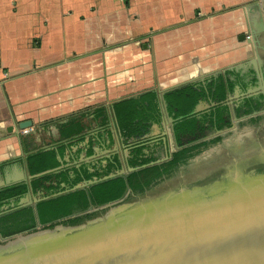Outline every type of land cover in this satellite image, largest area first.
<instances>
[{
    "label": "crops",
    "instance_id": "obj_1",
    "mask_svg": "<svg viewBox=\"0 0 264 264\" xmlns=\"http://www.w3.org/2000/svg\"><path fill=\"white\" fill-rule=\"evenodd\" d=\"M260 21L264 0H0V166L22 156L23 122L39 128L102 104L111 113L118 100L254 57ZM85 125L115 131L112 118Z\"/></svg>",
    "mask_w": 264,
    "mask_h": 264
},
{
    "label": "water",
    "instance_id": "obj_2",
    "mask_svg": "<svg viewBox=\"0 0 264 264\" xmlns=\"http://www.w3.org/2000/svg\"><path fill=\"white\" fill-rule=\"evenodd\" d=\"M250 41L255 56L245 62L157 91L163 116L160 125L152 124L149 130H159L158 135L152 136L148 131L138 141L132 139L128 145L120 146L119 142L123 138L111 105L115 131L111 127L106 133L98 129L87 131L81 144L69 148L64 158L57 156V167L30 175L26 167L27 155L39 149L55 148L56 143L46 145L44 141L50 137L57 142L60 135L53 125L31 128L30 122L21 123L20 129L30 128L21 137L34 135L37 144L43 145L40 148L33 145L28 153H24L20 146L22 156L18 158L19 164L16 163L17 158H11L6 162L8 165L0 168V190L17 184H30L33 178L68 167L78 168L82 163L109 159L114 155H119L123 165L108 175L83 180L71 188L61 184L62 190L51 195H32L28 191L17 204L5 207L0 216L24 207H31L36 214V204L41 201L102 181L125 177L140 168L170 159L171 152L180 148L174 143V120L169 116L164 100L165 94L170 91L189 83L204 84L226 72H234L243 78L244 83L255 80L258 84L242 94L244 97L258 94L264 100V58L259 54V49L264 50L262 21L256 30L251 31ZM228 77L235 80L230 75ZM238 94L239 87L236 86L221 104L233 106V99ZM217 105V102L200 100L188 115H196ZM263 112L264 109L254 111L240 118L233 115L231 127L212 132L206 139L223 137L233 130L234 123ZM44 134L47 137L43 138ZM110 139L112 144L108 146ZM159 142L162 150L159 151L158 159L137 167L126 164L130 146ZM171 142L174 145L172 149ZM89 146L93 153L87 156ZM77 150H81L79 157L71 160L70 154ZM234 157L219 170L211 172L212 180L205 174L105 211L101 217L80 226L67 229L57 227L52 231L35 233L16 244L0 248V264H264V155H255V150H251ZM129 192L128 189L120 199L89 208L87 212L118 204ZM39 227L37 224L36 229ZM23 235L0 236V242H9Z\"/></svg>",
    "mask_w": 264,
    "mask_h": 264
},
{
    "label": "trees",
    "instance_id": "obj_3",
    "mask_svg": "<svg viewBox=\"0 0 264 264\" xmlns=\"http://www.w3.org/2000/svg\"><path fill=\"white\" fill-rule=\"evenodd\" d=\"M228 75L235 80L229 79ZM237 73L226 72L218 78L206 81L204 84L189 83L165 94L167 112L173 118L174 143L179 146L178 150L171 152L170 159L160 164L150 165L129 173L127 176L116 177L102 181L85 189L76 190L60 196H56L36 204V214L31 207H24L0 216V236L9 237L24 233L20 238L9 242H0V248L18 243L29 235L52 231L57 227L73 228L82 225L101 211L87 212L89 208H95L120 199L129 189L131 194H142L152 186L157 185L163 179L170 177L180 166L194 156L200 154L209 145L220 143L222 136L206 139L208 134L232 126L231 109L228 105L221 104L236 86L240 90L247 87ZM255 80L251 81L254 82ZM262 96L243 98L234 110V116L240 118L254 111L261 110ZM217 102L218 105L196 115H188L200 101ZM114 118L119 128L124 144L130 140L141 138L149 131L152 124L160 125L163 112L156 90H146L136 95L118 100L112 104ZM111 113L108 105L87 108L80 112L69 115L66 118L55 120L44 125L46 128L53 125L58 129L60 140L54 142L50 137L44 144H55V148L30 153L26 158V167L30 175H35L59 165L57 156L64 158L66 151L71 147L78 146L85 138L88 126L87 121L97 123L103 127H109ZM179 117H182L179 119ZM263 119L262 115L251 117L238 123L239 127L245 125H258ZM65 120L64 122H60ZM113 120V118H112ZM110 136V134H109ZM31 136L21 137L20 143L24 153H28L31 147L27 139ZM112 140L110 139V146ZM43 144L35 145L40 148ZM170 149V147H168ZM162 150L161 143L135 144L129 147L126 164L137 167L155 161ZM81 150L72 152L70 159L79 157ZM91 146L86 155L92 154ZM104 161V163H103ZM6 164H1L0 168ZM123 163L119 155L109 159H99L92 163H82L78 168L68 167L58 172L33 178L30 184H17L0 190V204L13 199L15 204L28 191L32 195L42 193L51 195L62 190L61 184L68 188L83 180L93 177L101 178L114 170L120 169ZM87 212V213H86ZM37 224L40 225L36 229Z\"/></svg>",
    "mask_w": 264,
    "mask_h": 264
},
{
    "label": "rangeland",
    "instance_id": "obj_4",
    "mask_svg": "<svg viewBox=\"0 0 264 264\" xmlns=\"http://www.w3.org/2000/svg\"><path fill=\"white\" fill-rule=\"evenodd\" d=\"M259 54L264 58V50H261ZM261 115L263 119L258 125H245L239 127L238 123L240 121L234 123L233 130L223 136L222 142L209 145L200 154L191 158L186 165L180 166L170 177L163 179L157 185L149 188L146 192L142 194L129 193L122 202L106 208L105 211L165 188L217 171L226 163L227 159L229 161L234 160L237 151L245 152L255 150V155H264V112L261 113ZM170 147L171 149L174 147L173 142H171ZM186 175H191L193 177H185ZM96 210L99 212L102 209Z\"/></svg>",
    "mask_w": 264,
    "mask_h": 264
},
{
    "label": "flooded vegetation",
    "instance_id": "obj_5",
    "mask_svg": "<svg viewBox=\"0 0 264 264\" xmlns=\"http://www.w3.org/2000/svg\"><path fill=\"white\" fill-rule=\"evenodd\" d=\"M263 82H264V79H263ZM258 86V84H257V82L256 81H254V82H249V83H247V87H246V89H244V90H240L239 89V94H238V97L237 98H235V99H233V101H234V103H233V106H231L230 107V109H231V115H232V118H233V115H234V110H235V108L239 105V103H240V101L243 99V98H246V97H244L242 94H246V91L248 90V89H250L251 87H257ZM257 96H259L258 94L257 95H253V96H251V97H257ZM262 106H261V110L262 109H264V100L262 99ZM124 144V143H123ZM108 147V146H107ZM248 153V151H245V152H241V151H237L236 153H235V155H241V154H247ZM226 162H228V159L226 160ZM208 175L209 176H207V177H209V179H213L212 177H213V174L211 173H208ZM198 176V175H197ZM205 176V175H204ZM185 177H190V178H192L193 176H191V175H186ZM194 177H196V176H194ZM200 177H203V176H200ZM207 177H205V178H207ZM182 179V178H181ZM15 205V202H14V200L13 199H9V201H7V202H3V204H0V213L1 212H3V210H4V208L5 207H11V205ZM103 214H98L96 217H94V218H92V219H90V220H94V219H96V218H99V217H101ZM90 220H88V221H90ZM85 222H87V221H85ZM84 222V223H85Z\"/></svg>",
    "mask_w": 264,
    "mask_h": 264
}]
</instances>
